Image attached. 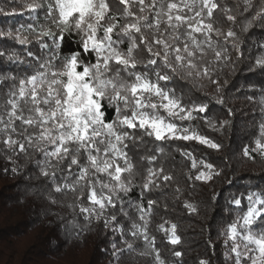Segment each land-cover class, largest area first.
I'll list each match as a JSON object with an SVG mask.
<instances>
[{"label":"snow or ice","instance_id":"snow-or-ice-1","mask_svg":"<svg viewBox=\"0 0 264 264\" xmlns=\"http://www.w3.org/2000/svg\"><path fill=\"white\" fill-rule=\"evenodd\" d=\"M25 16L0 26V159L11 166L3 171L25 177L48 206L46 215L66 221L70 238L110 234L108 264H184L179 223L163 219L153 229L154 216L173 185L171 210L180 202L199 214L184 198L188 189L175 174L174 153L190 161L189 187L199 181L213 188V199L219 195L215 184L228 162L197 159L177 142L224 152L233 100L240 98L229 95L228 84L238 72L258 78L246 77L236 88L251 114L238 158L264 166V0L0 5V17ZM213 104L223 114L215 115ZM261 181L226 197L231 216L217 228L220 264H264V176ZM157 231L170 255H162ZM205 243L211 255L198 264H213L216 244L211 236Z\"/></svg>","mask_w":264,"mask_h":264},{"label":"trees","instance_id":"trees-1","mask_svg":"<svg viewBox=\"0 0 264 264\" xmlns=\"http://www.w3.org/2000/svg\"><path fill=\"white\" fill-rule=\"evenodd\" d=\"M7 4L9 0H0V5ZM27 19V16L0 17V26H4L5 22L11 24ZM259 36L257 30L253 38L259 39ZM241 67L243 68V65ZM246 77L250 83H256L258 79L246 72H238L235 77L229 79L228 89L231 90L229 95L240 98L233 100L232 106L236 108V115L227 138H221L225 144L222 154L195 142H177L191 151L197 159L204 158L207 162L220 166H224L225 161L228 162L227 175L222 176L215 184L214 190L219 193L216 199H213V188L202 185L199 181L195 182V188L189 187L190 182L184 180V172L190 166V161L182 158L179 153L173 154L176 161L175 174L180 186L188 189L184 198L198 205L199 214H189L180 202H176L175 212L171 210L175 187L173 185L164 189L167 196L161 197V207L154 216L153 229L157 224L163 223V219L179 223L185 249L184 264H198V259L205 253L211 255L205 243L209 236L216 244L217 255L212 257L213 264H220L222 240L216 239L217 228L231 216L230 212L224 211L226 197L230 191L243 190L249 182L261 183V177L264 176V166L259 162L253 165L245 160L241 163L238 158L240 149L249 140L246 132L251 114L245 107L247 101L241 96L243 89L236 90L240 83L246 82ZM197 97L203 99L200 93H194L193 99ZM212 108L216 110L215 115L223 114L221 106L213 104ZM200 130L211 137L218 136L206 127L202 126ZM233 154H236L237 158L229 160ZM5 167L11 166L0 159V264H108L104 249L108 246L110 234L91 232L79 240L70 238L65 230L66 221L58 219L55 215H46L48 206L35 195L28 180L13 175L10 171L5 173L3 171ZM233 168L238 169L235 174ZM228 180L232 183L229 184ZM164 202L169 203L167 213L163 211ZM52 211L55 212L56 209ZM154 234L158 246L164 248L162 255H170L167 250L171 246L164 242V234L158 231Z\"/></svg>","mask_w":264,"mask_h":264}]
</instances>
